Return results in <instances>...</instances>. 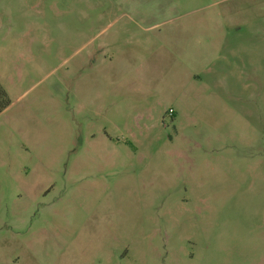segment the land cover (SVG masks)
<instances>
[{
  "label": "rangeland",
  "instance_id": "374dc122",
  "mask_svg": "<svg viewBox=\"0 0 264 264\" xmlns=\"http://www.w3.org/2000/svg\"><path fill=\"white\" fill-rule=\"evenodd\" d=\"M0 85V264H264V0H0Z\"/></svg>",
  "mask_w": 264,
  "mask_h": 264
},
{
  "label": "crops",
  "instance_id": "0c3cea01",
  "mask_svg": "<svg viewBox=\"0 0 264 264\" xmlns=\"http://www.w3.org/2000/svg\"><path fill=\"white\" fill-rule=\"evenodd\" d=\"M190 28H193L194 27H189L187 24H179L177 27H176V31L180 32L181 34L185 35L187 34V30H190ZM173 31V30H172ZM165 44L168 43V46L172 47V49L174 48V46H176L177 48H179V45L178 44H175L174 43V40L167 37L165 39ZM184 42L186 43H189V44H193V42H195V40L193 38H191L190 36L184 38ZM167 45V44H166ZM174 50V49H173ZM173 50H171L170 48V51L173 52ZM173 54V53H172ZM177 58L181 61V62H184V61H189V62H192L191 58H188L190 55L187 54H184L183 51L179 50L178 53H177ZM185 58V59H184ZM175 113V112H174Z\"/></svg>",
  "mask_w": 264,
  "mask_h": 264
},
{
  "label": "trees",
  "instance_id": "16d2710c",
  "mask_svg": "<svg viewBox=\"0 0 264 264\" xmlns=\"http://www.w3.org/2000/svg\"><path fill=\"white\" fill-rule=\"evenodd\" d=\"M11 104V101L5 92V90L0 85V114L5 111Z\"/></svg>",
  "mask_w": 264,
  "mask_h": 264
},
{
  "label": "built area",
  "instance_id": "2783aa9c",
  "mask_svg": "<svg viewBox=\"0 0 264 264\" xmlns=\"http://www.w3.org/2000/svg\"><path fill=\"white\" fill-rule=\"evenodd\" d=\"M170 114H172V115H173V114H174V112L171 110V111H170Z\"/></svg>",
  "mask_w": 264,
  "mask_h": 264
}]
</instances>
